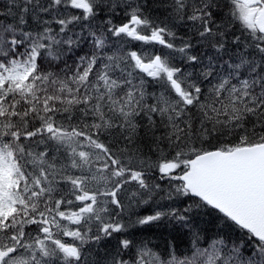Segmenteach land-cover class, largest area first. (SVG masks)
I'll return each instance as SVG.
<instances>
[{"label": "snow or ice", "instance_id": "snow-or-ice-1", "mask_svg": "<svg viewBox=\"0 0 264 264\" xmlns=\"http://www.w3.org/2000/svg\"><path fill=\"white\" fill-rule=\"evenodd\" d=\"M161 6L163 20L147 0L0 4V264H264V0ZM138 118L155 159L136 145ZM133 186L136 203L186 198L134 224L211 210L216 238L198 247L195 234L183 258L124 238L90 259L133 223L118 218Z\"/></svg>", "mask_w": 264, "mask_h": 264}, {"label": "trees", "instance_id": "trees-1", "mask_svg": "<svg viewBox=\"0 0 264 264\" xmlns=\"http://www.w3.org/2000/svg\"><path fill=\"white\" fill-rule=\"evenodd\" d=\"M167 2L168 0H147L148 11L153 17H159V19L163 20L166 17V12L165 8L161 5ZM2 3L3 0H0V4ZM218 3L223 6L227 3V0H218ZM120 11L121 9L117 8V12L120 13ZM224 11L226 14L227 9H225ZM118 18L119 17H117V19ZM238 27L239 25L236 24L232 30L235 31ZM173 30L177 33V44H179V40L181 37H183L184 39L188 38L187 36H185V32L188 31V29L182 23L177 22L173 27ZM237 34L239 35V32H237ZM141 45L142 42H132L130 46L133 50H137ZM148 79L149 81H151V78ZM147 90L149 92H159V89L153 87L151 83L148 84ZM153 118L157 122L156 136H160L165 131V129L160 126L159 117L154 116ZM138 122L141 123L142 127L140 130V137L136 139V145H138L141 151L146 155L152 156V159H155V155L152 152H149V145L151 144V140L144 136L143 125L147 123L146 118L144 120H140L138 118ZM100 140L106 145H110L111 137L105 134L100 137ZM114 144L115 141H112V144L110 146ZM121 146H123V144H121ZM150 179L156 183H160L162 188H167V182L161 181L158 174L154 171L151 173ZM135 190L136 189L133 186L130 188L129 192L125 194V210L121 212L120 216L118 217L126 224L133 222L128 228V231L123 234H114V238H109L105 241H101L100 245L97 248L92 249L91 255L89 257L90 259L99 260L101 257L110 259L112 255H115L117 241L124 238L133 239L134 243L136 244H140L141 242H143L147 244L148 247L151 248L154 252L160 253L161 255H164L170 250H174L175 254L181 258H183L184 256H191L193 242L196 239L195 234H198L200 237L199 241H196V245L198 247H207L209 242L212 239L216 238L219 221L215 212L211 210H201L199 213H190V219L186 225L168 218L162 219L159 222H155L152 225L140 226L134 224L138 216L149 215L156 210H167L169 206L177 207L180 209L186 206V198L182 197L175 198L174 200H161L160 196L164 195V192L162 191L159 192L157 196L153 197V201H157V203L155 204H153L151 201L147 205L129 201L127 199V196H130L131 192ZM230 235L232 237L233 243H235L236 245H243L241 251L245 252L246 255L251 254L252 246L255 243L254 240L250 241L248 239V236L239 229L232 231ZM65 239L69 241L71 240L70 237H65ZM97 252H99V255H97ZM124 258H130L127 254V250H125Z\"/></svg>", "mask_w": 264, "mask_h": 264}]
</instances>
